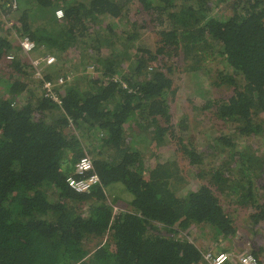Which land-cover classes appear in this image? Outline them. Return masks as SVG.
Wrapping results in <instances>:
<instances>
[{
	"label": "trees",
	"instance_id": "1",
	"mask_svg": "<svg viewBox=\"0 0 264 264\" xmlns=\"http://www.w3.org/2000/svg\"><path fill=\"white\" fill-rule=\"evenodd\" d=\"M151 23L155 50L139 44ZM25 35L32 52L58 59L42 79L19 44ZM180 58L231 92L215 99L196 84L188 100L208 127L201 140L185 110L174 121ZM69 73L55 88L61 103L44 95V78ZM258 135L264 0H0V264H210L207 254L226 250L202 249L193 226L241 245L226 202L256 209L254 232L264 220V159L243 144ZM86 154L101 181L77 192L67 179L81 176ZM115 183L133 195L128 209L109 201ZM241 241L264 264L263 245Z\"/></svg>",
	"mask_w": 264,
	"mask_h": 264
},
{
	"label": "rangeland",
	"instance_id": "2",
	"mask_svg": "<svg viewBox=\"0 0 264 264\" xmlns=\"http://www.w3.org/2000/svg\"><path fill=\"white\" fill-rule=\"evenodd\" d=\"M60 11L61 9L57 10L56 12L58 17H61L63 15L62 12ZM214 11H216V9ZM142 16L146 17V14L142 12L137 15V17H139L140 19ZM153 26H155V24L151 23V27H146L144 29H141V38L139 40V44L145 47L147 46L155 50L158 46L159 35L157 33L158 31L157 29L159 28L157 26L156 27H153ZM18 41H19V37H18ZM18 54L23 56L26 53L24 54L21 50V52ZM27 55H29L31 58L32 57L37 58V56L38 57L44 56V54L39 51L31 52ZM73 56H74V53L71 54V57ZM166 61L170 64L173 63V60L171 57L169 58L166 57L165 62ZM178 61L180 62V65L176 67L175 69L176 71L174 74V80H175V85L178 86L179 89L177 93V98L175 100L171 99L172 112L175 115L174 121L178 122L180 120V116L183 115L182 114L183 110H185L189 114V125H190V132H191L192 138L201 140L203 138V134L205 133V130H207L208 127L203 125L204 122L202 119L197 120L199 118V114H196L192 110L191 105L189 104V100H188V98L191 97V95L194 93L196 84L201 83V85L204 84V86L207 88L211 87V90H210L211 96L215 99L222 98V95L227 96L231 92L229 91L227 87H222V88L214 87L213 88L211 86L209 76L205 75L202 72H198V71L186 72L181 67L183 60H181L180 58ZM57 62H58V59H57ZM217 68L219 67L217 66ZM92 70H93L92 67H89V71L91 72ZM9 71L10 70H6V72H9ZM217 74H218L217 70H215L212 75L214 77H217L216 76ZM41 77L42 75L38 74L36 71V75L34 76V78L42 79ZM215 125L213 128L216 129L215 130L216 133L228 132L227 127L220 126V125L215 127ZM243 144L252 145L253 148L257 151V153L261 154L264 159V135H260V136L258 135L252 139L247 138L246 140H244ZM178 162L180 164V169H182L183 173L188 175L190 185L197 187L198 180H196L197 177H195L194 176L195 174H193V171H196V170L192 168V166H190L186 160L179 159ZM259 191H260V188L259 190H257V192ZM107 196L111 204H113L115 211H118L120 209L121 210L128 209L129 202L131 201V199H133V195L127 190V188L125 187L123 183H115L113 185H110L107 189ZM226 208L231 210L233 214L235 225L239 231L237 234V237L235 238H237L236 239L237 241L241 242V245H233L235 244V241L233 239H225V238L216 239L213 236L212 231L209 227L203 229L201 226L199 227L197 225L191 228V233H192L191 238L195 242H197L202 249L208 248V245L213 244V243L218 244L220 249L222 248L228 251L229 253H231L232 255L231 257L233 260H236L238 258L237 255L242 253V250L244 249V247H248V244H244L245 242L241 241L242 239H244V237L245 239H249L250 241H257V245L261 244L264 247V220L257 224L255 228V232L254 230L251 229L253 224L249 216L252 213H256L257 212L256 209L241 207L230 201L226 202ZM202 234H204L205 236L203 237ZM89 244L90 246H93L95 244V241L89 242Z\"/></svg>",
	"mask_w": 264,
	"mask_h": 264
},
{
	"label": "built area",
	"instance_id": "3",
	"mask_svg": "<svg viewBox=\"0 0 264 264\" xmlns=\"http://www.w3.org/2000/svg\"><path fill=\"white\" fill-rule=\"evenodd\" d=\"M60 12H62V10ZM19 44L26 54L31 53L36 46L35 42L29 36L26 35L19 37ZM7 58L12 59L13 55H8ZM31 62L35 67L37 73L42 75L45 68L47 69L50 66L56 64L57 58L55 55H46L43 57L34 58ZM72 77L73 75L69 73L68 75L58 76L54 80L44 78V95L54 101H57L58 103H61V99L58 96L55 88L56 86L62 85L67 81H70ZM76 166L77 172L81 176L79 178L70 176L67 179V182L72 189L77 192H85L90 190V188L94 184L100 183L101 180L98 173L94 172V163L92 156H90L89 154L84 155ZM231 256V253L225 251L220 253L218 252L214 255L207 254L205 257L208 259L210 264H229V262L232 261ZM237 256V264H260L258 258L250 250L242 252Z\"/></svg>",
	"mask_w": 264,
	"mask_h": 264
}]
</instances>
